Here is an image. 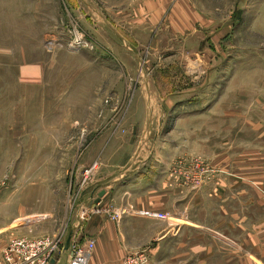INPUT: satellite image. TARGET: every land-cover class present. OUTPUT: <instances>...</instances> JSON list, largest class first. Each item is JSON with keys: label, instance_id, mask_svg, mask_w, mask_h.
Listing matches in <instances>:
<instances>
[{"label": "rangeland", "instance_id": "374dc122", "mask_svg": "<svg viewBox=\"0 0 264 264\" xmlns=\"http://www.w3.org/2000/svg\"><path fill=\"white\" fill-rule=\"evenodd\" d=\"M146 1L0 0V229L64 247L81 191L123 177L106 217L152 239L122 264H264V0H217L201 53H132Z\"/></svg>", "mask_w": 264, "mask_h": 264}, {"label": "crops", "instance_id": "0c3cea01", "mask_svg": "<svg viewBox=\"0 0 264 264\" xmlns=\"http://www.w3.org/2000/svg\"><path fill=\"white\" fill-rule=\"evenodd\" d=\"M216 1L177 0L171 4L168 0H147L135 9V19L128 25L130 28L125 32L126 36L119 37L132 53H134L133 50L138 53L140 51L152 53L158 50L201 53L205 50V45H202L208 41L209 37L213 42L219 40L220 29L225 25L223 15L217 11ZM103 158L107 163V156ZM131 162L132 157L125 165L121 163L116 175L123 176L125 167ZM124 175L128 183L134 178L133 173L126 172ZM113 177L97 179L93 185L81 191L78 207L81 208V213H85L83 216L87 215V223L83 228L75 226L69 232V235L73 234L72 244L83 240L94 243L88 264H122L127 255L139 251L152 239L151 231L146 229L140 221L135 219L129 221L125 218L122 223L116 224L112 219H107L105 209L114 204L112 196L117 198L118 195L125 194L127 190L122 187L124 184L118 185V182L124 179L123 177L119 178L120 181ZM101 191H105V195L96 208L91 210L94 196L97 197ZM143 205L144 203L140 204L141 208ZM15 238L17 237L5 229H0V264H5L1 256L3 249ZM69 256L70 253L67 250L60 254L53 264H67Z\"/></svg>", "mask_w": 264, "mask_h": 264}, {"label": "built area", "instance_id": "2783aa9c", "mask_svg": "<svg viewBox=\"0 0 264 264\" xmlns=\"http://www.w3.org/2000/svg\"><path fill=\"white\" fill-rule=\"evenodd\" d=\"M172 3L176 0H170ZM95 167H93V170ZM91 171H85L86 179L91 177ZM93 185L90 181L87 186ZM63 242L60 236L56 235L38 239L20 238L13 239L3 249L1 256L5 264H53L60 254L65 253ZM94 243L88 241L84 244H72L69 248L70 256L67 264H88ZM144 257L131 255L124 264H143Z\"/></svg>", "mask_w": 264, "mask_h": 264}, {"label": "water", "instance_id": "95a60500", "mask_svg": "<svg viewBox=\"0 0 264 264\" xmlns=\"http://www.w3.org/2000/svg\"><path fill=\"white\" fill-rule=\"evenodd\" d=\"M104 195H105V191H101L100 193L97 194V198L93 200V205L91 207V210L95 208V205H97L100 202L101 198ZM72 238H73V234L71 233L65 242V246H64L65 251L69 250L71 242H72Z\"/></svg>", "mask_w": 264, "mask_h": 264}]
</instances>
